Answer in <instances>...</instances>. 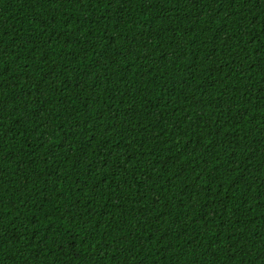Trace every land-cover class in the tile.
<instances>
[{
    "label": "trees",
    "instance_id": "trees-1",
    "mask_svg": "<svg viewBox=\"0 0 264 264\" xmlns=\"http://www.w3.org/2000/svg\"><path fill=\"white\" fill-rule=\"evenodd\" d=\"M0 264H264V0H0Z\"/></svg>",
    "mask_w": 264,
    "mask_h": 264
}]
</instances>
